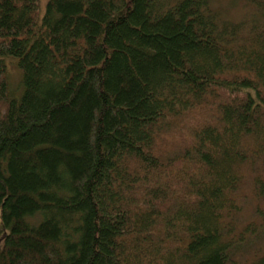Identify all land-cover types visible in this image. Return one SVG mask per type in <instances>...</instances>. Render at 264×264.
Here are the masks:
<instances>
[{
  "label": "trees",
  "instance_id": "obj_1",
  "mask_svg": "<svg viewBox=\"0 0 264 264\" xmlns=\"http://www.w3.org/2000/svg\"><path fill=\"white\" fill-rule=\"evenodd\" d=\"M223 1L0 0V264H264V0Z\"/></svg>",
  "mask_w": 264,
  "mask_h": 264
},
{
  "label": "rangeland",
  "instance_id": "obj_2",
  "mask_svg": "<svg viewBox=\"0 0 264 264\" xmlns=\"http://www.w3.org/2000/svg\"><path fill=\"white\" fill-rule=\"evenodd\" d=\"M49 0H39V6H40V15L42 16L44 14L46 5ZM220 5L228 9L229 15L232 17H243V15H247L249 13V10H251L249 7L244 5L243 3H240V1L235 0H224L220 3ZM4 62L7 67L8 71V79L11 87V91L13 94L18 93L19 90V84H20V73L18 69L16 68V61L11 60L8 58H4ZM215 116V111L208 110L206 107H198L192 111H189L186 113L183 117H181L178 120H173L170 122L168 128H164L166 135L171 137V134L173 136L177 135L180 131L184 134V132L192 127H196L199 125H203L209 121H211ZM180 135V134H178ZM4 237V232L0 234V245H2Z\"/></svg>",
  "mask_w": 264,
  "mask_h": 264
}]
</instances>
